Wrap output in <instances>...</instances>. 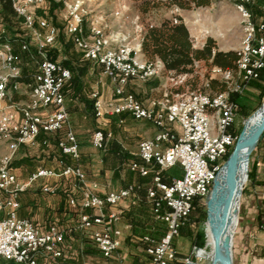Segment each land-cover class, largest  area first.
Wrapping results in <instances>:
<instances>
[{
    "label": "built area",
    "instance_id": "1",
    "mask_svg": "<svg viewBox=\"0 0 264 264\" xmlns=\"http://www.w3.org/2000/svg\"><path fill=\"white\" fill-rule=\"evenodd\" d=\"M7 1L20 19L26 37L18 39V49L14 51L12 43L3 40L5 31L0 19V139L8 142L6 152L0 155V260L12 264H62L66 248L64 232L56 225L42 231L29 219L18 217L17 211L19 195L37 180L65 178L73 181L72 188L79 193V198L68 201L70 208L80 211L73 230L88 238L105 261L126 262V254L121 252L120 219L127 201L130 205H148L154 220L164 226L159 239L150 235L140 238L139 244L147 258L145 264H192L189 258L177 255L174 242L188 220L192 201L208 196L225 155L236 141L231 130L237 104L230 96L242 95L264 69V0H260L261 18L258 20L248 7L255 0H232L242 24L236 68L222 71L213 67L211 70L225 85L224 92H193L172 100H153L146 106L126 92L125 87L133 80L145 82L159 78L163 74L161 62L142 59L140 43L112 46L114 40L106 37L98 26H91L85 34L84 19L89 13L85 4L63 2L66 35L82 59L101 66L103 76L112 86L113 101L106 113L111 116L127 114L134 121L150 124L155 130L152 138L139 143V161L129 165V170L141 178L151 173L143 197L138 195L140 187L135 185L99 197L75 164L63 165L59 171L40 168L26 181H19L10 172L9 165L17 149L35 147L41 133L55 135L63 131L57 150L73 163L79 160V146L69 128L63 97L64 86L71 78L70 71L47 55V50L56 42L57 28L45 17L35 14L45 0ZM27 39L33 41L38 61L35 71L22 82L18 64L21 55L29 51ZM22 89L27 100L13 101L12 95H21ZM91 99L95 118H103L105 112L98 90L92 91ZM173 126L179 132L174 131ZM110 139V133L95 130L91 145L103 150ZM42 144L48 146L46 141ZM175 166L180 167L181 176L165 182L163 172ZM41 190L47 195L57 192L55 187H42Z\"/></svg>",
    "mask_w": 264,
    "mask_h": 264
},
{
    "label": "crops",
    "instance_id": "2",
    "mask_svg": "<svg viewBox=\"0 0 264 264\" xmlns=\"http://www.w3.org/2000/svg\"><path fill=\"white\" fill-rule=\"evenodd\" d=\"M259 5L260 3H258L257 0L249 5V9L256 20L261 18ZM206 9L200 8L187 11L185 12L186 14H183L184 12L180 14L183 19V24L187 28L192 41L195 43L194 48L202 47L206 38L211 37L216 41L220 51L237 50L240 46L239 40L236 41V47H223L222 41H220L217 35L218 33L210 25L209 20H207ZM113 16H117L116 18H118V16H121V18L123 17L119 11H114L111 17L113 18ZM106 18V16L101 15L93 20L88 19L90 23L84 22L83 25L84 33L88 34L91 26L101 25ZM54 22L56 23V20ZM240 23L241 19L233 9L232 14L227 20V25L234 28ZM106 26L110 28L107 32L111 39L115 40V35H113L115 31L111 30V25L108 23ZM118 33H121V31ZM64 34L66 36L65 27ZM140 39L141 35H138V42L136 45L140 43ZM63 60L66 61L65 58H63ZM81 60L83 61V59ZM90 64L95 65L93 63ZM96 67L100 68L97 65ZM74 68L76 73L79 72V78L76 80L70 79L63 89L64 104L69 115V128L74 134L79 146V160L74 164L81 170L85 181L89 186L93 187V192L99 197L125 188L128 185L140 187L138 195L143 197L144 191L149 185L151 173L147 177L141 178L136 173L129 170V165L139 161V143L145 139L152 138L155 134V130L150 124L134 121L127 114L108 115L106 112L113 101V91L109 80L101 73L99 82L95 83L94 87L92 84L84 82L81 78V75H92V68L78 65H75ZM156 79L161 82L160 77L153 79V82H157ZM139 83L140 81L137 80L130 81L126 85L125 91L132 94L144 106L153 100L157 102L162 100L161 97L155 96L152 92H159L161 90L163 97L165 93L163 84H159L155 87L147 86L146 89L140 91L133 88L134 85ZM94 89L98 90L100 94L103 111L105 112L103 118L100 119L95 118L92 111L93 101L90 92ZM140 92L146 93L148 97H140V95H138ZM16 96L18 101H22L18 95ZM172 128L174 131L179 132L177 127L173 126ZM95 130H101L111 134V139L103 150H97L91 145V135ZM60 134L63 136V131H61ZM53 139L54 135H45L41 133L37 138L35 147L20 146L11 160L9 167L10 172L14 174L19 181H26L31 173L40 168L59 171L64 164L62 160H59L57 151L53 149L52 144H49L52 143ZM44 141L48 142L47 147L43 146L42 143ZM1 144L2 143H0V145ZM5 152L6 151L0 153V155ZM169 170L164 171L162 174V179L165 182L176 177L165 174ZM72 182L71 179L65 178H44L37 180L19 195L17 215L20 218L29 219L42 231L46 230L50 225H56L59 230L64 232L65 247L67 246L68 239L74 238V242L77 245L83 240L86 242L80 243V245L84 246L85 249L94 248L89 239L78 231L73 230L78 221L79 211L70 208L68 201L71 198H79V193L72 188ZM42 187H55L57 192L55 195H47L42 192ZM244 227L246 228V226L243 225V228ZM120 230L121 249L125 245L137 248L144 259L143 264H145L147 258L142 254V247L139 244L140 238L144 235H150L157 240L162 236L164 226L154 220L148 205L143 203L130 205L129 202L126 201L122 209ZM176 244L177 240H175L174 243L175 249ZM96 252V257L102 262L95 261V256L87 254L85 255L87 259L86 263L114 264L113 261H105L97 250ZM176 252L177 255L181 257L179 255L181 253L177 249ZM235 262V264H245L240 258H237Z\"/></svg>",
    "mask_w": 264,
    "mask_h": 264
},
{
    "label": "rangeland",
    "instance_id": "3",
    "mask_svg": "<svg viewBox=\"0 0 264 264\" xmlns=\"http://www.w3.org/2000/svg\"><path fill=\"white\" fill-rule=\"evenodd\" d=\"M76 1L84 3L87 7L86 9L89 13L84 19L85 23H90L89 21L91 19H96L101 15L107 17L104 21L105 23L102 22L98 27L101 28L104 35L110 39L111 37L107 32L110 28H108L106 24L108 23L111 25V30L115 31L113 34L115 35V40L112 41V46L121 43H128L131 46H135L138 42V35H142L143 33L144 23H141L140 14L137 10V0H45L44 6L47 13L46 17L48 21H51V24L56 20L59 32L55 44L47 50L48 58L57 62L72 63V69H75V65L92 68V75H81V78L84 82L94 86L95 83L99 82L102 70L96 67V65L82 61V58H80V54L76 51L70 37L67 35L65 36L64 34L65 20L67 17L63 2L67 4H73ZM174 10L175 9L168 13H163V11L160 10L159 12L154 13L150 18H147L146 22H148L149 25H156L162 18H169L172 14H182L181 11L178 10L177 12H174ZM232 10V0H215L206 9L207 20H209L210 25L218 33L217 35L220 38V41H222L224 48L236 47V41H240L242 36L241 23L234 28L227 25V20L232 14ZM114 11H119L123 17L121 18V16H118V18H116L117 16H113L112 18L111 15H113ZM183 14L186 13L184 12ZM4 31L5 37L3 40L7 39L16 49L18 47V42L16 40H18V38L26 37V32L23 29L21 22L14 16L9 18L8 27H4ZM119 31H121V33H118ZM115 33L118 34L116 35ZM27 43L29 46V51L28 53L21 55V61L18 64V67L20 68L21 73L24 75H31L35 71L38 58L34 53L33 41L27 39ZM194 45L195 43L192 41V46L194 47ZM63 58H65L66 61L63 60ZM141 58L144 59L142 55ZM212 69L213 67L209 63H196L192 75L181 76L175 81H170L165 75L162 74L160 76L161 82H159L157 79L156 81L158 83L157 85H164V96L162 97L161 90L159 92L152 93L155 96L161 97L162 99L168 98L169 100H172L176 97V95H174L175 91H180L181 94H187L190 92L208 93L209 87L206 85V83L208 84L210 77H215L219 80L218 76H214L212 74ZM27 79L28 78L25 80ZM25 80H22V82ZM150 82H140L139 84L134 85L133 88L143 91L142 89H146L147 86L151 85ZM91 93L92 91L90 92V95ZM138 95H140V97H148V95H146V93L144 94L143 92H140ZM18 97L21 98L22 101L27 100V95L25 94L24 89H22V94L18 95ZM263 101L264 80L260 81L258 85L256 84V86H249L248 91L245 92L238 101L239 110L236 113L233 126V130L238 133V135L244 128V122L252 116V114L260 107ZM233 135L237 139L238 135ZM0 143H2L0 145V153H2L6 151L8 142L6 139L1 138ZM258 143L259 147L257 146ZM233 146L234 144L230 148V151L233 149ZM244 168L247 173V179L238 201V221L235 231L232 235V264L236 263L235 261H237V258H240V260L245 264H264V215L262 217L260 215V211H263L262 214H264V136L259 139L254 149L250 150ZM249 170H251L253 174L251 179H248ZM165 174L178 177L181 174V169L179 166H175ZM211 190L212 185L209 194ZM205 201L206 197L204 200V205ZM203 210L205 211V219L200 223H196L197 214L196 212H193L189 223H191V221H194L195 223H193V225L191 224L192 227H190V231H203L202 225L206 220V206H204ZM243 225L246 226V228H243ZM176 240V249L181 253L179 255L182 258L186 259L189 256H192L193 260L191 262H194L193 264L202 263L193 254L195 249H198V247L195 246L194 237H189L188 235H179L178 239ZM74 241V238L68 239L67 246L65 248L64 262H62V264H89L86 263L87 259L85 258V255L87 254H92L95 256V261L102 262L98 260V257H96L97 252L95 248L85 249L84 246L80 245V243L82 244L86 241L81 240L78 245ZM121 252L126 254V264L144 263L142 255L135 247L125 245L121 249ZM0 264L12 263H6L0 260Z\"/></svg>",
    "mask_w": 264,
    "mask_h": 264
},
{
    "label": "trees",
    "instance_id": "4",
    "mask_svg": "<svg viewBox=\"0 0 264 264\" xmlns=\"http://www.w3.org/2000/svg\"><path fill=\"white\" fill-rule=\"evenodd\" d=\"M215 0H137V10L140 14L141 23H144L143 26V33L140 39V54L146 61H156L158 60L161 62L163 66V75H165L169 80L175 81L179 77L184 75H192L194 72V66L196 63H209L212 67L219 68L222 71H233L236 68V62L238 60L237 51H220L217 48L216 42L211 37H208L202 47L194 48L192 46L191 37L187 31V28L183 24V19L180 14H172L169 18H162L158 24L156 25H149L146 22L147 18H150L154 13L159 12L160 10L163 13H168L173 9H177L181 12H187L195 9L200 8H207L209 7ZM260 3V0H257ZM249 7V6H248ZM0 19L2 25L4 27H8L9 18L11 16L16 17L13 13L11 4L7 0H0ZM2 14V15H1ZM35 14L37 16L46 17V8L43 5L40 8L35 10ZM255 18V17H254ZM17 20L20 21L19 18L16 17ZM173 20L177 22L174 23ZM67 18L65 20L66 25ZM56 28L58 25L53 22ZM58 30V28H57ZM59 32L57 33L58 37ZM21 39V38H18ZM14 51L17 49L13 46ZM81 58V55H80ZM54 61L53 59H50ZM85 63H93L97 66H101L91 62L84 60ZM57 62V61H54ZM64 67L69 69L72 80H76L79 78V72H75V69H72L71 63L66 62H59ZM102 70V69H101ZM31 75H24L22 73V80L29 78ZM264 80V69L259 73L258 79L252 81L249 86L253 85L256 86L260 81ZM151 81V82H150ZM150 82L151 87L157 86V82H153V79L148 80ZM248 86V87H249ZM209 92H224L225 85L215 77H210L208 82ZM248 88L244 91L247 92ZM193 93V92H190ZM231 95L230 100L237 104V112L239 110L238 101L244 95ZM189 94V93H187ZM187 94H181L180 91H175L176 96L184 97ZM172 95V94H171ZM13 101H18L16 95H12ZM232 133L237 134L233 128ZM46 135V134H45ZM264 136V135H263ZM62 138L60 132L54 135V139L52 140V147L54 150L57 151L59 160H62L64 165H73L74 163L70 161L69 158L64 157L60 154L57 150V142ZM259 147V143L257 145ZM232 151V150H231ZM230 149L228 153L225 155L223 159V163L231 153ZM10 167V165H9ZM253 176L252 171L249 170L248 172V179H251ZM72 186V183H71ZM204 200L205 198H195L192 201V209L186 224L180 229L179 235L184 236L188 235L189 237H194L195 246L198 248L203 247L204 245V233L203 231H190V227H192L194 221L189 223L190 218L193 212L197 214L196 223H200L205 219V211L204 209ZM78 210V209H77ZM79 211V210H78ZM263 211H260L261 217L264 215L262 214ZM80 213V211H79ZM264 218V217H263ZM192 224V225H191ZM88 239V238H87ZM144 255V253L142 252ZM145 256V255H144ZM146 257V256H145ZM191 261L193 260L192 256L188 257ZM2 262H6L3 261ZM9 263V262H6Z\"/></svg>",
    "mask_w": 264,
    "mask_h": 264
},
{
    "label": "water",
    "instance_id": "5",
    "mask_svg": "<svg viewBox=\"0 0 264 264\" xmlns=\"http://www.w3.org/2000/svg\"><path fill=\"white\" fill-rule=\"evenodd\" d=\"M257 112H260L262 115V120L259 125L252 129L247 135L244 134L245 123ZM244 122V128L238 135L233 149L225 162L222 165L221 171H225V184L227 186V194L225 198L221 200V205L223 208V213L220 217V229L214 236L213 242V256L221 264H232V235H231V226L233 222L238 220V209L236 208V202L238 196L240 197L241 188L239 187V179L236 174L237 169V159L238 151L242 147L251 146L252 150L256 146L259 139L264 135V101L260 107ZM219 175V174H218ZM216 186V179L212 182V190L210 194L214 191ZM209 194V195H210ZM206 197L205 206H206V220L208 219V197ZM231 210L232 219L228 216V212ZM196 250V249H195ZM195 256V252L193 253ZM193 264V263H192Z\"/></svg>",
    "mask_w": 264,
    "mask_h": 264
},
{
    "label": "bare ground",
    "instance_id": "6",
    "mask_svg": "<svg viewBox=\"0 0 264 264\" xmlns=\"http://www.w3.org/2000/svg\"><path fill=\"white\" fill-rule=\"evenodd\" d=\"M262 120V115L260 112H257L255 116L251 117L245 124L244 134L247 135L252 129H254L257 125L260 124ZM251 146H246L240 148L238 151V159H237V169L236 174L239 179V187L241 190L243 186L246 184L247 173L245 171V164L248 157ZM227 194V186L225 184V171H220L219 175L216 178V186L212 194L209 195L208 199V219L203 223V233H204V245L201 248L195 250V257L199 259L201 264H221L218 260H216L213 256V242L214 236L220 229V217L223 213V208L221 205V200L225 198ZM238 200L236 202V208L238 209ZM231 210L228 212V217L232 219ZM237 219L233 222L230 230L231 235H233L236 227ZM232 242V241H231ZM194 263V262H193ZM197 264V263H195Z\"/></svg>",
    "mask_w": 264,
    "mask_h": 264
}]
</instances>
